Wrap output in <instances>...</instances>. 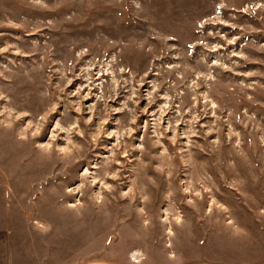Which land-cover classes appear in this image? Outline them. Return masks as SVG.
<instances>
[{
  "label": "rangeland",
  "instance_id": "374dc122",
  "mask_svg": "<svg viewBox=\"0 0 264 264\" xmlns=\"http://www.w3.org/2000/svg\"><path fill=\"white\" fill-rule=\"evenodd\" d=\"M0 194L38 264H264V0H0Z\"/></svg>",
  "mask_w": 264,
  "mask_h": 264
},
{
  "label": "crops",
  "instance_id": "0c3cea01",
  "mask_svg": "<svg viewBox=\"0 0 264 264\" xmlns=\"http://www.w3.org/2000/svg\"><path fill=\"white\" fill-rule=\"evenodd\" d=\"M5 195V194H0ZM5 197V196H4ZM3 197L2 205L4 210V215H6L5 201L6 197ZM1 198V197H0ZM1 202V201H0ZM1 205V203H0ZM1 216V215H0ZM6 219V217H4ZM3 217L0 218V264H38V255L35 251V260L32 259V247H37L36 241L31 240L27 236V239L22 237H16L15 229L3 230L2 222ZM16 221V220H15ZM3 231L4 233H2ZM71 264H121L111 259L106 258H90L81 259L74 261ZM188 264H207V263H188Z\"/></svg>",
  "mask_w": 264,
  "mask_h": 264
}]
</instances>
